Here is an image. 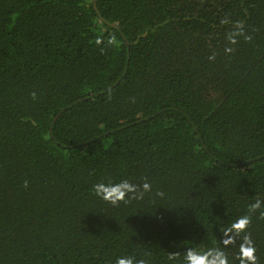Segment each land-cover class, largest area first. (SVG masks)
Wrapping results in <instances>:
<instances>
[{"label":"trees","instance_id":"obj_1","mask_svg":"<svg viewBox=\"0 0 264 264\" xmlns=\"http://www.w3.org/2000/svg\"><path fill=\"white\" fill-rule=\"evenodd\" d=\"M245 235L264 264V0H0V264H240Z\"/></svg>","mask_w":264,"mask_h":264},{"label":"clouds","instance_id":"obj_2","mask_svg":"<svg viewBox=\"0 0 264 264\" xmlns=\"http://www.w3.org/2000/svg\"><path fill=\"white\" fill-rule=\"evenodd\" d=\"M237 27L240 31H243L242 25L237 24ZM247 38V37H246ZM149 186L147 184L144 185V188L147 189ZM95 191L98 196L102 199L108 200L109 202L115 204L118 200H123L125 195L134 190V186L128 184L127 182H123L119 186H105L103 184H98L94 186ZM119 188V195L115 198L113 197V191ZM260 201L256 202V206L259 207ZM249 220L247 217H242L238 219L230 229H226L224 235L228 238L223 241L225 245L231 242L232 237L228 234L231 232L234 235H239L242 230L246 228ZM255 247L251 239L245 235L242 243L239 248V259L240 264H256V255H255ZM173 257L170 256L169 259ZM185 264H229L228 258L225 255L224 251L219 248H209L204 252H198L195 249H189L186 251L184 256ZM116 264H133V260L130 257H118L116 260Z\"/></svg>","mask_w":264,"mask_h":264}]
</instances>
